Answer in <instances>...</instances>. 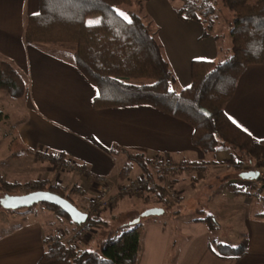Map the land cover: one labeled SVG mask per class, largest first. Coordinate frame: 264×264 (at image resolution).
Instances as JSON below:
<instances>
[{
    "label": "crops",
    "instance_id": "crops-1",
    "mask_svg": "<svg viewBox=\"0 0 264 264\" xmlns=\"http://www.w3.org/2000/svg\"><path fill=\"white\" fill-rule=\"evenodd\" d=\"M180 5L181 0H132L130 6L134 9L129 7L149 23L175 76V90L190 84L192 60H222L229 48V39L222 40L229 20L225 21L223 8L216 0L209 14L210 23L212 17L216 19L209 31L207 21L205 23L207 17L179 19L175 10ZM37 11V0H0V60L21 73L26 86L24 95L16 98L22 104L12 107L19 112V118L11 124L13 128L5 131L0 126V135L6 132L3 142L0 141V159L5 154L4 159H10L6 149L12 138L17 143H14L16 150H30L12 158V164L7 163V171H2L3 179L18 183L44 180L66 190L74 188L71 197L76 206L85 211L99 188L95 176H106L112 187L120 182L116 173L117 157L124 156V151L142 153L151 168L153 158L167 157L175 164L167 175L180 196L168 208L170 214L166 212L164 216L144 220L137 264H264V219L255 216L262 210L248 212L237 234L236 230L229 229L231 234L227 235L232 239L237 235L236 243L241 237L246 238L245 252L237 258H220L211 252L209 241L215 237L229 242V238L222 234L217 236L206 223L184 216L185 204L179 203L185 198L186 203L194 207L191 197L201 192V198H213L215 205L226 209L232 206L230 200H223L221 188L236 197L234 189L241 188L248 180L244 172L233 169L235 152L230 150L228 163L219 161L224 150L201 151L191 143L189 124L150 105L93 109L90 102L96 88L73 66L70 46L57 48L50 43L33 46L23 42L25 16ZM218 15L224 19L222 25ZM0 109L5 110L3 106ZM224 111L252 138L264 139V64H251L243 69ZM36 148L61 152L65 160L87 168L91 175L36 157L33 153ZM110 148L117 152L110 153ZM154 168L158 169L156 164ZM133 172L131 170L126 178ZM218 178L220 183H214ZM126 198L118 195L114 208L109 212L101 210L100 215L111 223L127 222L139 210L156 205L130 203ZM243 199L251 202L248 197ZM230 214L227 222L233 220ZM74 228V224L55 217L44 206L26 211L19 208L10 213L0 209V264H35L50 239L68 238ZM100 229L96 226L84 232L81 247H94Z\"/></svg>",
    "mask_w": 264,
    "mask_h": 264
},
{
    "label": "trees",
    "instance_id": "trees-1",
    "mask_svg": "<svg viewBox=\"0 0 264 264\" xmlns=\"http://www.w3.org/2000/svg\"><path fill=\"white\" fill-rule=\"evenodd\" d=\"M216 1L228 9L231 16L228 52L218 61L192 60L190 84L179 90L174 89L175 76L149 23L127 8L132 0H37L38 11L25 16L22 37L25 44L33 46L40 43L71 45L73 66L96 88V95L90 102L93 109L150 105L189 124L192 127L191 143L201 151L232 150L238 155L232 158L235 168L249 159L260 161L263 167L264 139L256 140L239 128L226 115L224 106L232 97L243 69L251 64H264V0ZM214 3L215 0H181L175 14L182 21L199 20L209 16ZM121 13L126 14L127 19ZM25 87L22 74L0 60V90L12 98H20ZM109 151L117 152L114 148ZM29 152V149H14L12 156ZM124 153L126 161L117 170L120 182L126 181L135 162L139 174L146 179V189L154 191L160 198L159 208L163 212L177 201L178 197L167 204L164 186L156 182L164 177L162 160L156 158L153 164L158 169H152L142 153ZM41 158L54 161L56 165H60L56 161H65L61 152L49 150H45ZM165 179L169 181V178ZM261 186L264 188V180ZM21 187L27 188L24 192L37 189L55 192L76 206L71 197L74 188L64 191L59 184L44 180L18 183L0 178V196L16 194ZM233 192L243 193L239 187ZM40 204L55 217L74 224L75 228L68 238L50 239L51 244L35 264L138 263L144 220L148 217L139 214L127 222L111 223L100 215L102 209L89 204L85 210L87 219L82 225L97 226L101 231L97 244L87 248L81 247L80 240L75 241V231L80 224L72 222L58 206L46 202ZM0 209L3 208L0 206ZM3 210L10 213L19 208ZM255 216L264 219V211L256 212ZM192 220L206 223L211 231L219 227L212 214L197 215ZM209 248L217 257L237 258L246 250V238L243 236L234 244L211 238Z\"/></svg>",
    "mask_w": 264,
    "mask_h": 264
},
{
    "label": "rangeland",
    "instance_id": "rangeland-1",
    "mask_svg": "<svg viewBox=\"0 0 264 264\" xmlns=\"http://www.w3.org/2000/svg\"><path fill=\"white\" fill-rule=\"evenodd\" d=\"M254 1L255 0H251V2H254ZM129 7L131 9H134V7H131V6H128L127 8H129ZM222 8H223V16L225 18V21L229 20V23H228V25L225 26L226 28L224 29L223 34H222V40L226 41L227 39H229V37H228V29H229V27L231 25V16L229 17L230 12L228 11V9H226L224 6H222ZM218 16L222 19V20H220V24L222 25V22L224 21V19L222 18L221 15H218ZM94 19L95 18H93V20ZM206 19L207 20L204 19L205 23L207 21L206 29L208 31L212 30L210 26H213L212 24L214 23L216 18L213 19V17H212V21H211L212 24L210 23L209 16ZM50 44H54L52 46H56L57 48L63 47V46H71L70 44H65V43H50ZM0 94H1L0 95V106H3V108L5 109L3 111L0 109V111H2V114L0 113L1 114L0 115V119H2L0 121V126H2L1 127L2 130L8 131V130L13 128L11 126V124L13 125V123L17 120V118H19L18 110H13L12 107L15 104L19 106L20 104H22V101H20V99H16V98L10 97L3 90L1 91ZM4 133H6V132H3L0 135L1 136L0 137V141L1 142H3L2 138L4 137ZM14 143L16 144L15 138H12L10 140L8 148L6 149V151L9 152L10 159L9 158L8 159H4L6 157V154H5V157L3 159H0L1 160L0 161V178H2V179H3L2 175L4 174L2 171H4V170L7 171V168H8V167H6L7 163L11 162V164H12L13 161H11V160H12V158L14 159V157L12 156V152L16 148V145H14ZM218 150L219 151L224 150L223 152H221L222 158H219V161L222 160V161H225L226 163H228V160L231 159L230 158V156H231L230 151H228V149H218ZM3 153H4V151H2V154ZM129 153H135V152H129ZM125 157H126L125 154H124V156L119 155L117 157V167H118L117 169H119L121 167V165L126 161ZM234 157H238L236 152L234 153ZM159 158H164V157H159ZM165 158H167V157H165ZM152 161H155V158H153ZM170 161H172V160H170ZM172 163H173V166H175L173 161H172ZM154 165L152 166L153 168H154ZM254 166H258V168L260 169L261 175H259V172H256L255 170L250 169L251 167H254ZM262 168L263 167L261 166V162L260 161H256L254 159H249V160H246V161L244 160L239 168H235L233 166V169H235V170L237 169L238 171L241 170L242 173L243 172H247V171L255 172L256 176L254 178L247 177L248 180L246 182L243 181L244 185L242 184L241 188H240L243 193H241V194H237L236 193V197H234V195L233 196L232 195H228V192L230 194H231V192L228 191L226 188H221L220 187L221 188L220 194H224L222 196V198H224L223 200H225V201H229L230 200L229 204H231V205L233 204L228 209H226V207H223L222 205H215V203H214L215 201H213V198H210V199L209 198H205V199L201 198V194H200L201 192H199V193H197L196 197H191L190 201H194L195 202V204H193V205H195L194 207H192L191 203H186V199L185 198L180 200V202H179L180 204H183V205L185 204V207L182 205L183 206L182 207L183 208V210H182L183 215L187 216V217H194V216H197V215L206 216L208 214H212L214 219L217 221V223L219 225L218 229L214 230L215 234L217 236L219 234L220 235L222 234L224 236L226 235L229 238V242L233 241V243H236L237 242V240H236L237 239L236 238L237 235H235V237L233 239L230 238V236L227 235V234H231V230H229V229H232L234 231L236 230V234H237L241 230V227L239 226V224L243 223V219H244V217L246 216V214L248 212L253 213V212H256V211H259V210L264 211V188H263V186L259 187V185L261 184V181L264 180V170ZM131 170H134V172H133L134 174H132V176L129 177V178H134V177L136 178L137 175H139V173H140V171H139L140 169L138 168V166H136L135 162L132 165V169ZM165 178H169V180H170V177L167 175V173H165L162 180L156 179L157 184L162 186L164 184V182H165V180H164ZM7 179H9V178L7 177ZM220 181H221L220 178H218V179H216V181L214 183L219 184ZM250 181H252V182H250ZM248 182H250V184ZM24 183H26V182H24ZM247 183H248V185H245ZM23 186H25V185H23ZM173 187H174V185H173ZM216 188L218 189L219 187H216ZM174 189L177 192V196L179 198L180 192L178 191L176 185H175ZM25 190H27V188L21 187V189L18 190V193H24ZM152 192H153V195H151ZM152 192H151V190L149 191V190L146 189L145 192L143 193L142 197L134 198L132 196L131 197L127 196L126 199H129L128 201H130V203L140 202V203H143V204L148 203L150 205L155 203L156 204L155 206L159 207L160 203L158 201H159L160 198L156 195V193L154 191H152ZM209 192H211V191H209ZM148 195H149V197H148ZM219 196H221V195H219ZM244 197H246V198L248 197L249 199H251V202L247 201L246 199H243ZM170 204H171V202H170ZM41 206H43V205H41L40 203L39 204L36 203V204H34V205L30 206V207L21 208V209L25 210V211L26 210H34V209L37 210ZM113 206L114 205H112V207L109 208V209L106 208L105 210L107 212H109L110 210H112L114 208ZM137 207L141 208V209L143 208V206L142 207L141 206H137ZM193 209H202L203 211H200V212L197 213V211L193 210ZM168 210H169L168 208L164 209V212L162 213L163 216L166 214V212L168 214H170V212H168ZM141 212H142V210H139V212L135 213L134 216L138 217ZM162 214L161 215H152V216H153V218H157L158 216H162ZM229 214H230V217L233 218L232 222H227L226 221V219H227ZM147 217L150 218V216H147ZM224 238H226V237H224ZM214 239H216V238L214 237ZM229 242H227V243H229Z\"/></svg>",
    "mask_w": 264,
    "mask_h": 264
},
{
    "label": "built area",
    "instance_id": "built-area-1",
    "mask_svg": "<svg viewBox=\"0 0 264 264\" xmlns=\"http://www.w3.org/2000/svg\"><path fill=\"white\" fill-rule=\"evenodd\" d=\"M34 154L37 157H42L45 155V150L41 148L34 149ZM162 160L161 167L163 168L164 172H169L172 170L175 166H173L172 162L169 160V158H159ZM56 163H59L62 167H72L73 169L79 170L82 173H86L91 175L87 168L78 167L74 164H71L67 160L65 161H56ZM250 169L255 170L256 172H259V175H261L260 169L258 166L251 167ZM117 173V172H116ZM262 177V176H261ZM99 183V188L96 192V195L91 199L90 206L95 205L96 208H99V210H105L106 208L109 209L114 204L117 196L120 193L125 194L128 197H134V198H140L142 197L143 193L146 190L147 183L146 179L142 174L137 175L135 178H126V181L118 182L117 184H114L113 187L108 182V178L106 176H95L94 178ZM168 180V179H167ZM165 179V182L163 184L164 190L166 193L164 201L168 204L170 202H173L176 200L177 192L175 191L173 187L172 181H167ZM39 181V180H38ZM64 191H66V188L61 187ZM80 189L77 188V191ZM161 200V202H164ZM160 202V200H159ZM89 229V227H84L82 224L79 225L77 230L75 231V241L78 242L79 240L82 241L84 232H86ZM52 241V240H51ZM51 241L48 242V245L51 244ZM77 246H79L77 244Z\"/></svg>",
    "mask_w": 264,
    "mask_h": 264
},
{
    "label": "water",
    "instance_id": "water-1",
    "mask_svg": "<svg viewBox=\"0 0 264 264\" xmlns=\"http://www.w3.org/2000/svg\"><path fill=\"white\" fill-rule=\"evenodd\" d=\"M245 177L254 178L255 172L247 171L243 174ZM51 203L64 211L75 224H82L87 219V212L79 209L77 206L72 204L66 198L60 196L55 192L49 190H31L24 193L8 194L4 193L0 196V206L3 209H18L30 207L36 203ZM163 213V209L159 207H150L144 209L141 213V217H147L152 215H160ZM136 218L135 220H137Z\"/></svg>",
    "mask_w": 264,
    "mask_h": 264
},
{
    "label": "snow or ice",
    "instance_id": "snow-or-ice-1",
    "mask_svg": "<svg viewBox=\"0 0 264 264\" xmlns=\"http://www.w3.org/2000/svg\"><path fill=\"white\" fill-rule=\"evenodd\" d=\"M121 15H124L125 16V18L127 19V15L126 14H124V13H121ZM98 22V21H97Z\"/></svg>",
    "mask_w": 264,
    "mask_h": 264
}]
</instances>
